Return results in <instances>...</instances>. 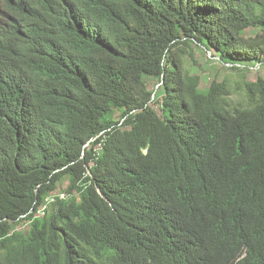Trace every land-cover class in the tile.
<instances>
[{
    "label": "trees",
    "instance_id": "1",
    "mask_svg": "<svg viewBox=\"0 0 264 264\" xmlns=\"http://www.w3.org/2000/svg\"><path fill=\"white\" fill-rule=\"evenodd\" d=\"M258 64L264 0H0V264H264Z\"/></svg>",
    "mask_w": 264,
    "mask_h": 264
},
{
    "label": "rangeland",
    "instance_id": "2",
    "mask_svg": "<svg viewBox=\"0 0 264 264\" xmlns=\"http://www.w3.org/2000/svg\"><path fill=\"white\" fill-rule=\"evenodd\" d=\"M197 55H198L200 60L205 61L206 59H210L212 63L216 64V67L211 68V69H205V65L204 64L201 65V71H203L202 74L204 77L203 86L208 85L209 82L213 78V74L216 73L217 70H219L220 74L228 75L229 79L231 80L232 89L235 92L233 95V102H234V104H239L240 100L242 98L241 92L243 91V89H242L243 84H237L236 83V80H237L236 72L237 71L223 67L221 63L216 62V58L213 55V53H211V51H208V50L201 48L200 50H198ZM187 62H188V64H193L192 60L188 59ZM228 65L229 64H226V66H228ZM245 72H246L247 79H250V80H257V78L259 76L264 78V64L263 65L258 64L257 66H252L249 68V70H245ZM148 84H149L150 88H154V89L157 88L156 86H158V85H156L157 82L155 80H149ZM119 115H120V112L117 111L116 118H119ZM67 186H68V180L64 179L61 186H59L58 192L59 191L64 192V189Z\"/></svg>",
    "mask_w": 264,
    "mask_h": 264
},
{
    "label": "built area",
    "instance_id": "3",
    "mask_svg": "<svg viewBox=\"0 0 264 264\" xmlns=\"http://www.w3.org/2000/svg\"><path fill=\"white\" fill-rule=\"evenodd\" d=\"M62 196H65V193L62 192Z\"/></svg>",
    "mask_w": 264,
    "mask_h": 264
}]
</instances>
